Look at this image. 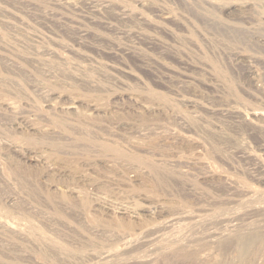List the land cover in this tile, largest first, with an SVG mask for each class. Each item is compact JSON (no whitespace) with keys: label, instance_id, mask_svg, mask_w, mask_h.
<instances>
[{"label":"rangeland","instance_id":"1","mask_svg":"<svg viewBox=\"0 0 264 264\" xmlns=\"http://www.w3.org/2000/svg\"><path fill=\"white\" fill-rule=\"evenodd\" d=\"M0 264H264V0H0Z\"/></svg>","mask_w":264,"mask_h":264},{"label":"bare ground","instance_id":"2","mask_svg":"<svg viewBox=\"0 0 264 264\" xmlns=\"http://www.w3.org/2000/svg\"><path fill=\"white\" fill-rule=\"evenodd\" d=\"M243 36V35H242ZM257 46V45H256Z\"/></svg>","mask_w":264,"mask_h":264}]
</instances>
